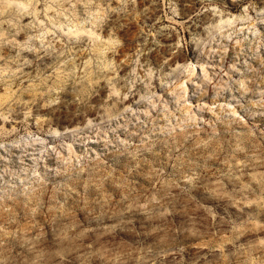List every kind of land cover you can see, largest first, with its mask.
I'll return each instance as SVG.
<instances>
[{
	"label": "rangeland",
	"instance_id": "1",
	"mask_svg": "<svg viewBox=\"0 0 264 264\" xmlns=\"http://www.w3.org/2000/svg\"><path fill=\"white\" fill-rule=\"evenodd\" d=\"M0 264H264V0H0Z\"/></svg>",
	"mask_w": 264,
	"mask_h": 264
}]
</instances>
